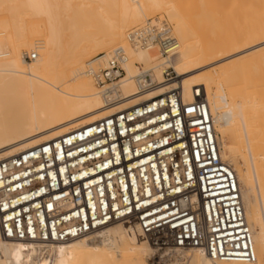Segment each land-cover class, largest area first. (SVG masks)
Masks as SVG:
<instances>
[{
    "label": "bare ground",
    "instance_id": "bare-ground-1",
    "mask_svg": "<svg viewBox=\"0 0 264 264\" xmlns=\"http://www.w3.org/2000/svg\"><path fill=\"white\" fill-rule=\"evenodd\" d=\"M149 20L169 27L174 53L129 42L128 31ZM116 47L127 57L124 77L97 84L89 70ZM263 61L264 0H0V159L175 88L191 101L200 87L220 158L239 185L255 260L212 259L195 247L167 245L161 264H264ZM239 158L255 179L248 199ZM157 249L126 219L64 242L0 236V264H155Z\"/></svg>",
    "mask_w": 264,
    "mask_h": 264
},
{
    "label": "built area",
    "instance_id": "built-area-1",
    "mask_svg": "<svg viewBox=\"0 0 264 264\" xmlns=\"http://www.w3.org/2000/svg\"><path fill=\"white\" fill-rule=\"evenodd\" d=\"M127 39L157 46L162 55L178 46L167 25L151 20ZM126 60L116 47L89 72L97 84H112L124 77ZM126 219L159 249L195 247L212 259L255 260L239 185L220 158L202 88L188 102L175 88L0 159L3 238L64 242Z\"/></svg>",
    "mask_w": 264,
    "mask_h": 264
},
{
    "label": "rangeland",
    "instance_id": "rangeland-1",
    "mask_svg": "<svg viewBox=\"0 0 264 264\" xmlns=\"http://www.w3.org/2000/svg\"><path fill=\"white\" fill-rule=\"evenodd\" d=\"M155 16L158 17L159 15H155ZM161 16H163V15H161ZM27 60L30 61L29 59H27ZM171 75L174 76L175 75L174 72H172ZM223 142H224L223 150L226 153H228L229 152V148L226 146V144L229 143V139L226 137V138H224ZM237 163L240 165V167L242 168V170H245L246 169V172H245L246 173V176H244L243 179H242V190H245V193H244V191H243V193H244V196L246 197V199H248L249 198V195H252V196L254 195V187H253V185L255 184V182H254L255 179H254V176L252 175V172L247 167V163H246V161L244 159H242V158H239V160L237 159ZM243 167H245V169ZM153 246L155 247V245H153ZM161 252H162V249H157L155 251V253L153 254L152 257H153V259L156 262L155 264H161V262H162V260L164 258V257H162V255H161L162 253Z\"/></svg>",
    "mask_w": 264,
    "mask_h": 264
}]
</instances>
